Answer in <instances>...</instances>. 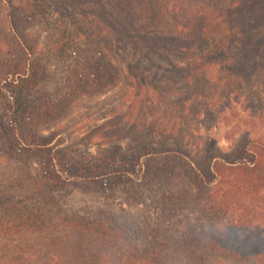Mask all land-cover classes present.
I'll return each instance as SVG.
<instances>
[{
  "label": "trees",
  "instance_id": "16d2710c",
  "mask_svg": "<svg viewBox=\"0 0 264 264\" xmlns=\"http://www.w3.org/2000/svg\"><path fill=\"white\" fill-rule=\"evenodd\" d=\"M241 40L264 45V0H0V264H264V140L150 121ZM84 67L147 92L93 148L45 132Z\"/></svg>",
  "mask_w": 264,
  "mask_h": 264
},
{
  "label": "rangeland",
  "instance_id": "374dc122",
  "mask_svg": "<svg viewBox=\"0 0 264 264\" xmlns=\"http://www.w3.org/2000/svg\"><path fill=\"white\" fill-rule=\"evenodd\" d=\"M231 44L228 52H216L200 61L198 80L176 88L170 83L161 86L154 109L161 108L165 100L171 106L150 119L152 126L161 130L167 127V132L175 133L174 138L188 149L210 137L224 149L238 139L252 143L264 140V45L257 53L249 48L251 41ZM90 70L82 68V78L86 75L83 81L71 93L66 90L61 95L64 103L48 109L56 119L46 123L45 132H54L58 134L56 139L77 148H93L95 143L105 141L104 134L119 133L128 105L135 101L143 104L147 93L133 97L122 77L108 91L101 69L96 76ZM66 75L67 71H62L57 83H62ZM69 93L71 99H66Z\"/></svg>",
  "mask_w": 264,
  "mask_h": 264
}]
</instances>
